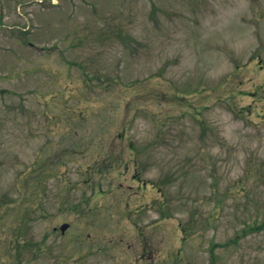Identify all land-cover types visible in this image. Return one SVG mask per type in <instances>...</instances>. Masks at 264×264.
I'll list each match as a JSON object with an SVG mask.
<instances>
[{"label": "rangeland", "instance_id": "1", "mask_svg": "<svg viewBox=\"0 0 264 264\" xmlns=\"http://www.w3.org/2000/svg\"><path fill=\"white\" fill-rule=\"evenodd\" d=\"M262 225L264 0H0V264H264Z\"/></svg>", "mask_w": 264, "mask_h": 264}, {"label": "water", "instance_id": "2", "mask_svg": "<svg viewBox=\"0 0 264 264\" xmlns=\"http://www.w3.org/2000/svg\"><path fill=\"white\" fill-rule=\"evenodd\" d=\"M69 225L67 224H64L62 227H61V231L64 233L65 230L68 228Z\"/></svg>", "mask_w": 264, "mask_h": 264}, {"label": "trees", "instance_id": "3", "mask_svg": "<svg viewBox=\"0 0 264 264\" xmlns=\"http://www.w3.org/2000/svg\"><path fill=\"white\" fill-rule=\"evenodd\" d=\"M264 227V225H262Z\"/></svg>", "mask_w": 264, "mask_h": 264}]
</instances>
